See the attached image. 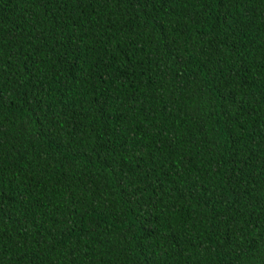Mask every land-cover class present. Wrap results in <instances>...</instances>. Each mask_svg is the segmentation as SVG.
<instances>
[{
    "label": "trees",
    "instance_id": "16d2710c",
    "mask_svg": "<svg viewBox=\"0 0 264 264\" xmlns=\"http://www.w3.org/2000/svg\"><path fill=\"white\" fill-rule=\"evenodd\" d=\"M0 264H264V0H0Z\"/></svg>",
    "mask_w": 264,
    "mask_h": 264
}]
</instances>
